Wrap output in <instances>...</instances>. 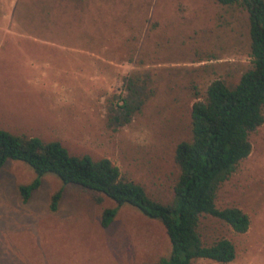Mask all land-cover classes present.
Masks as SVG:
<instances>
[{"label":"rangeland","instance_id":"obj_1","mask_svg":"<svg viewBox=\"0 0 264 264\" xmlns=\"http://www.w3.org/2000/svg\"><path fill=\"white\" fill-rule=\"evenodd\" d=\"M87 1L80 12L66 8V19L37 23L45 33L62 34L56 42L67 48L45 55L50 71L45 80L65 87L56 91L60 105L50 86L51 122L35 130V137L60 141L73 156L106 158L151 199L171 204L180 175L174 154L180 142L193 138L194 103L206 100L214 81L235 87L253 67L248 11L216 0H105L106 7ZM51 7L57 15L64 10ZM11 71L0 68V85H12ZM123 99L133 109L144 102L129 122ZM249 139L251 154L219 187L216 199L220 209H243L248 231L236 233L209 216L199 223L205 244L221 239L234 244L236 259L228 264H264V124ZM35 179L33 169L19 161H8L0 171V264H157L170 255L160 222L124 204L104 229L101 214L116 202L64 185L52 173L24 203L19 186ZM60 190L53 211L52 197Z\"/></svg>","mask_w":264,"mask_h":264},{"label":"trees","instance_id":"obj_2","mask_svg":"<svg viewBox=\"0 0 264 264\" xmlns=\"http://www.w3.org/2000/svg\"><path fill=\"white\" fill-rule=\"evenodd\" d=\"M223 6L242 5L249 14L253 67L245 71L235 87L214 81L206 100L194 103L191 112L192 140L177 145L174 154L180 175L174 187V201L163 204L151 199L145 189L122 177L120 168L102 158L73 156L60 141L44 142L36 137L16 136L0 129V171L8 161L29 165L36 179L19 186L24 203L42 185L49 173L64 185H75L105 196L116 206L104 210L100 225L111 226L118 209L126 204L165 228L171 251L157 264H193L197 259L228 264L236 259V248L228 239L212 245L203 241L200 219L209 216L230 226L236 233L248 231L249 215L236 207L216 205L219 187L236 172L240 160L252 152L249 134L264 124V0H216ZM125 120L144 104L133 107L123 99ZM62 190L52 197L51 209H58Z\"/></svg>","mask_w":264,"mask_h":264},{"label":"crops","instance_id":"obj_3","mask_svg":"<svg viewBox=\"0 0 264 264\" xmlns=\"http://www.w3.org/2000/svg\"><path fill=\"white\" fill-rule=\"evenodd\" d=\"M90 1L91 6H108L105 0ZM83 3L90 4L87 0H0V59L4 63L0 64V68L3 71L12 70L13 79L12 85L5 82L0 85L1 130L16 136L35 137L38 134L35 130L40 127L48 128L51 120L47 123L53 110L50 109V100L46 95H50L49 88L52 84L45 80L50 74L49 65H45V55L49 56L52 48L61 46L65 49L67 46L65 43L56 42L61 41L62 34L45 33L37 23L66 19V8L80 12ZM52 4H58L64 10L57 15L51 7ZM63 34L65 35L64 32ZM11 60L16 64L9 65L8 61ZM60 87L61 83L56 82L51 89L54 90L53 98L58 99L61 105L56 96ZM64 87L65 85L62 87L63 91Z\"/></svg>","mask_w":264,"mask_h":264}]
</instances>
